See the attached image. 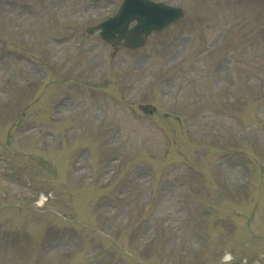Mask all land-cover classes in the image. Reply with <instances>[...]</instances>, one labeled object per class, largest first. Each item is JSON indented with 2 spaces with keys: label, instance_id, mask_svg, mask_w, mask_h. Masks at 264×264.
I'll return each instance as SVG.
<instances>
[{
  "label": "rangeland",
  "instance_id": "374dc122",
  "mask_svg": "<svg viewBox=\"0 0 264 264\" xmlns=\"http://www.w3.org/2000/svg\"><path fill=\"white\" fill-rule=\"evenodd\" d=\"M116 1L0 0V42L34 61L0 60V264H119L118 241L133 254L124 264H224L225 253L264 264L263 0H160L181 6L183 20L133 50L82 29ZM40 119L49 127L29 130ZM244 173L248 183L230 191ZM40 190L52 195L44 207L77 225L90 222L86 204L104 206L111 214L96 229L117 224L114 241L83 229L80 243L76 226L58 228L65 222L34 209ZM218 191L241 216L214 209Z\"/></svg>",
  "mask_w": 264,
  "mask_h": 264
},
{
  "label": "water",
  "instance_id": "95a60500",
  "mask_svg": "<svg viewBox=\"0 0 264 264\" xmlns=\"http://www.w3.org/2000/svg\"><path fill=\"white\" fill-rule=\"evenodd\" d=\"M131 5L143 6L144 8H149L148 6H154V4H152L151 2H149L147 0H126L124 5L121 7L119 15L117 16V18H118L117 22L120 24V26L118 27L119 34H120L119 37L125 36V34H126V31H125L126 28L125 27L128 24V22L131 21L132 19H136L138 21V25H137L136 29L141 28L140 25L143 24V21H146L148 23L147 29H150V28L151 29H157V28H162L164 25H167L168 18L165 19L164 21H162V25H159L156 21L148 22V19L151 16H149V13L146 10H145V13L139 12V13H134L133 15H131L132 12H128V10L130 9L129 6H131ZM155 7H158V6H155ZM159 13L164 14L162 12H159ZM147 15H148V18H147ZM145 16H146V18H145ZM141 29H143V28H141ZM110 38H113V36Z\"/></svg>",
  "mask_w": 264,
  "mask_h": 264
},
{
  "label": "clouds",
  "instance_id": "9594fccd",
  "mask_svg": "<svg viewBox=\"0 0 264 264\" xmlns=\"http://www.w3.org/2000/svg\"><path fill=\"white\" fill-rule=\"evenodd\" d=\"M224 259H225V260H231V259H232V257H231V255H230V254H226V256L224 257Z\"/></svg>",
  "mask_w": 264,
  "mask_h": 264
}]
</instances>
